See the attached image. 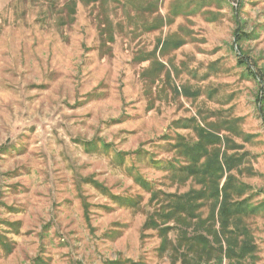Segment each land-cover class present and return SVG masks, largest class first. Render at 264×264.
<instances>
[{
	"label": "rangeland",
	"instance_id": "374dc122",
	"mask_svg": "<svg viewBox=\"0 0 264 264\" xmlns=\"http://www.w3.org/2000/svg\"><path fill=\"white\" fill-rule=\"evenodd\" d=\"M64 1L0 0V264H180L145 223L165 195L201 189L183 168L196 126L229 139L233 199L253 209L264 264L262 85L249 74L264 72V0H79L58 26ZM167 39L164 66L141 61Z\"/></svg>",
	"mask_w": 264,
	"mask_h": 264
},
{
	"label": "trees",
	"instance_id": "16d2710c",
	"mask_svg": "<svg viewBox=\"0 0 264 264\" xmlns=\"http://www.w3.org/2000/svg\"><path fill=\"white\" fill-rule=\"evenodd\" d=\"M78 1L66 0L60 5L52 4L51 15H57L59 11L61 17V23L58 26H69L75 21ZM81 1L85 5L101 3V0ZM107 1L103 0V10L107 6ZM60 6H62L61 9L58 8ZM103 15L98 16L97 27L100 31L101 43L106 46L115 41V26L106 12ZM162 24L163 20L160 24L154 23L150 27L143 24V28L146 31H154ZM236 36L239 40L246 35L244 32L243 34L236 32ZM168 40L170 39L160 41L156 50L146 53L140 58L141 61L151 60L155 68L163 65L162 61L157 59V51L160 47L161 51L165 50L167 47L165 42ZM183 43L182 40H177L175 47L179 48ZM237 50L240 56L239 62L249 65L248 60L243 59L244 53L241 48ZM150 69H147L146 73ZM249 74L259 79L262 85L258 101L264 125V72L255 73L249 70ZM195 129L199 139L194 144H184L185 151L182 155L188 160V165H184L186 167L183 168L187 171L188 177L194 176L199 179L201 189H190L183 194L165 195L166 200L157 211L149 216L145 227L158 230L162 239L159 250L163 255L173 258L174 262L180 264H225V262L227 264H252L255 260L256 246L249 227L244 223V218L250 216L253 209L245 199H233V192L242 194L244 191L242 186H237L236 182H232V171L236 169L237 161L233 154L230 155L227 151L229 139L226 137L227 142L224 141L220 134L206 127L196 126ZM137 181L152 192L150 201L152 203L158 197V193L153 191L151 185L144 179L137 178ZM129 202L126 201V203ZM204 207L209 208V214L205 217ZM173 231L174 239L169 237L170 232ZM123 263L124 261H119L113 264Z\"/></svg>",
	"mask_w": 264,
	"mask_h": 264
}]
</instances>
